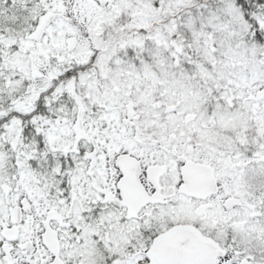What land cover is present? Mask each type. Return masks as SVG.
<instances>
[{
    "label": "snow or ice",
    "instance_id": "obj_1",
    "mask_svg": "<svg viewBox=\"0 0 264 264\" xmlns=\"http://www.w3.org/2000/svg\"><path fill=\"white\" fill-rule=\"evenodd\" d=\"M0 264H264V0H0Z\"/></svg>",
    "mask_w": 264,
    "mask_h": 264
}]
</instances>
